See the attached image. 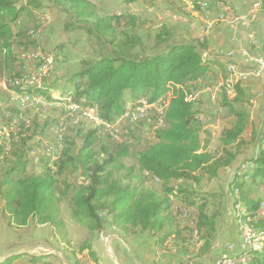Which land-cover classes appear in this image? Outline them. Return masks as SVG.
Here are the masks:
<instances>
[{
    "label": "trees",
    "instance_id": "trees-1",
    "mask_svg": "<svg viewBox=\"0 0 264 264\" xmlns=\"http://www.w3.org/2000/svg\"><path fill=\"white\" fill-rule=\"evenodd\" d=\"M54 2L70 13L76 23L71 25L72 28H83L89 36L110 46L109 51L100 53L96 59L82 60L78 71L67 80V90L71 91L67 98L71 104L79 108L94 107L100 121L112 124L123 114L127 102L146 99L153 104L165 96H169V102L163 113V125L148 124L155 141L145 149L133 152L130 145L113 138L102 126L85 128L79 124L76 125L81 126L77 127L79 133L86 132L82 146L76 150L74 139H67L62 134L54 147L57 155L52 166H46L48 161L43 163L42 159L39 166L44 167L34 174L27 173L28 154L34 149L27 143L34 136H25L29 127L24 129L23 124V131L21 128L15 139L18 146L9 152L7 167L0 170V200L8 215V225L21 228L33 222L46 225L60 235L64 227L60 205L69 198L71 220L84 226L90 236L100 231L106 218H110L109 225L124 233L147 232L158 247H163L172 237L175 248L184 257L187 254L199 257L212 251L217 213L208 214L206 201L193 193L181 188L175 192L173 183L198 182V177L205 175L214 179L220 170L234 162L248 124V112L242 106L245 95L241 82L237 78L233 81L234 97L230 99L225 91L229 72L224 69L219 106L227 109L235 122L222 131L219 143L223 154L215 156L206 150L205 143L202 144L200 135L204 119L194 108V98H190L198 91V81L205 78L212 67H223L218 60L203 55L207 51L205 38L173 43L167 26H162L154 36L152 52L146 54L142 40L136 34L138 18L135 15L100 16L88 0ZM195 2L198 3L195 11L200 15L203 14L201 5H206L213 15L225 6L221 0ZM18 3L19 0H0V68L20 66L28 59V51H32L31 47L28 49L29 45L36 48L33 36L28 33L16 35L13 26L22 14L31 17V13L40 10V4L37 0H27L22 6ZM16 37L27 41L18 51L20 44ZM37 59V66L46 64L45 60ZM10 78L6 86L16 96L65 102V99L52 98L50 92L57 88L46 84L44 78L43 83L33 86L19 74ZM73 115L68 116L74 118ZM81 121L85 123V120ZM152 121L156 123L157 117L153 116ZM143 126L144 123L136 125L138 128ZM136 127L126 128L127 135ZM59 145L60 148L55 149ZM109 145H113L110 151L105 148ZM9 153L0 146V158L5 159ZM126 158L134 161L129 167L120 163ZM244 163H249L251 169L244 174H238L237 170L229 187L232 206L240 204V219L256 238L264 237V216H257L258 209L264 205V149L256 146L252 157ZM114 166L118 170L126 169L127 184L114 178L110 169ZM68 169L70 174L81 172L87 184L72 185L62 181V188H59L58 177ZM147 178L159 183L161 191L141 190L139 185ZM176 199L185 210H194L192 225L180 228L178 217L172 213ZM261 246L242 250L237 258L250 257L251 264H264V242ZM79 250L86 251L97 264L91 238L86 239ZM0 264L51 263L46 257L28 256L22 252L11 254Z\"/></svg>",
    "mask_w": 264,
    "mask_h": 264
},
{
    "label": "rangeland",
    "instance_id": "rangeland-1",
    "mask_svg": "<svg viewBox=\"0 0 264 264\" xmlns=\"http://www.w3.org/2000/svg\"><path fill=\"white\" fill-rule=\"evenodd\" d=\"M88 1L91 4H94L97 14L100 16L135 15L138 18L136 34L141 38L143 49L146 54L152 52V47L155 42L154 36L162 26H167L169 32L172 34L171 41L176 43L184 40L183 36L187 35H190V37H188L189 40H193V37L194 39H202L205 37L204 31L206 30V27L209 25V27H211L212 25L215 28L217 24H220L216 22V19H209L206 23L205 18L195 11V5L198 4L195 1L201 0ZM241 1H244L245 3L250 2V4H260L262 1L261 9L264 10V0ZM25 2H27V0H19L18 6L24 5ZM37 3L40 4V10L31 13V17L22 14L18 23L13 26V32L16 35H25L28 33L30 36H33V38L36 39V48L29 45L28 49L31 47L30 49H32V51H28V59L22 62L20 66L15 65L13 68H6L3 66L0 68V146L2 149H5V151H8V153L12 152V150L18 146V144L15 143V139H17V133L21 128V131H23V124L24 129L25 126L29 127L28 133L21 132L24 133L25 136H34L33 140L28 141L27 143L28 146L34 148L33 152L28 154V174L39 172L43 166H39V164L42 162L44 163L45 161H48L46 166H52L57 155V152H54V147L56 142H58V135L61 132L66 135L67 139H74L76 150L82 146L86 132L79 133L77 127L81 128V126L76 127V125L83 124L85 128H90L93 125L86 120L84 121L85 123H83L81 121L82 119H79L74 115V118L68 116L72 115V113L67 108H64L70 104V99L67 98V96H71V91L67 90V80L78 71L82 60L96 59L100 53L110 50L108 44L105 45V43H101L102 41L99 42L93 36H89L83 28H72L71 25L76 24L72 16L65 9L54 5V0H37ZM252 11L255 10L252 9ZM260 17L262 25L264 24V13H262ZM237 18L241 21L237 27L246 24L243 16H238ZM226 26L231 28L228 25ZM234 28L235 27L232 29ZM189 30L191 32H189ZM16 39V42L20 44L17 49L18 51L24 48L23 44L26 40L19 37H16ZM249 40L251 46L256 48L257 51H262L260 49H264V44L261 43L262 41L264 42V37L260 38L258 36L255 37L254 35L250 37ZM234 41L235 38H233V42ZM253 55L255 56L254 59L252 58L254 61L261 56L262 53L259 52L258 55L254 53ZM37 58L45 60L46 64L42 67L37 66ZM253 61L252 64H254ZM249 64H251V62ZM45 66H47L46 71ZM240 67L243 68V71H247L243 65ZM13 74H19L22 77H25L27 83L31 86L43 83L44 78L46 84H50L57 88L50 92L52 98L54 100L65 99V102L53 103L45 102L43 99H36L34 97L16 96V94L10 91L8 86H6L7 80L11 79L10 77ZM248 79L249 78H246V81ZM259 79H263L264 81V76L261 78L259 77ZM31 80L38 81V83L30 82ZM242 81L244 82V85L246 81L240 79L241 83ZM220 86L221 85H217L215 91H220ZM211 90L212 89H210L209 94L211 93V96L215 97V92H212ZM233 97L229 96L230 99ZM257 99L258 97L254 99L252 97H245L244 101H242V106L248 112L250 119L246 131L243 134V140L245 141H243L236 150L238 156L234 162L228 168L222 169L214 179L205 175L198 177V182H189L183 185H180L177 182L173 183V185L176 186L174 188L175 192L181 188L193 193L196 197L205 200L208 206V214L217 213L218 221L220 218L223 221L221 222L219 229H225L227 232L228 227L231 226V233H228L230 240L228 239L223 242V235H219L221 230L218 229L219 231H216L213 243L214 250L210 251L211 253L208 252L199 257H196L193 254H187V256L184 257L185 264H212V261H215V259L221 254H219V251H225L230 243L233 242L232 244L237 245L238 247L240 242L238 222L245 224V221L240 219L241 216L236 215L235 209H232V199L229 193V187L237 174L238 166L249 161L256 146L264 148V105L262 103V105H259L260 103L257 102ZM215 100H212V102ZM255 103L261 107L260 110L256 107L260 112L254 110ZM215 107L216 109L218 108V106ZM216 115H218V118L220 117V120H227V122L231 121V119H229L228 111L224 114L218 113ZM217 120L212 121V127H208L210 121H207V132L203 135L205 137L202 139L200 135V138L202 142H205V146H207L208 143H211V138H214L215 141L212 142L210 146L213 148L211 150L214 151L215 154H223V151L220 150L221 148L216 141L217 132H220L221 130L220 126L218 127L220 124ZM215 123L217 124L214 126ZM130 126L136 127L127 124L125 125V128H129ZM213 132L215 133V137H212L211 135ZM130 135L125 137V134L120 131L114 133V136L121 137L122 141L127 145H130L133 148V152L143 150L155 141L152 129H149L145 124L142 128H134ZM105 148L110 151L113 148V145L106 146ZM46 149L51 150L50 153H48ZM95 150H98V147H95ZM46 158L48 160H45ZM8 159H10V153L9 155H6L5 159L0 158L1 172L7 167ZM42 159L44 161H42ZM120 163L129 167L134 161L131 158H126L120 161ZM110 169L112 170L114 178L120 180L121 184L125 185L129 182L126 169L118 170L115 166L110 167ZM58 178L59 182L57 186L59 188H62V181H66L72 185L86 183L81 172L78 171L70 174L69 169L65 174ZM139 187L141 190L150 189L155 192L161 191L160 184L149 178L143 180ZM183 195L184 198L185 194ZM179 198H181V196ZM184 208L185 206H183L178 199L174 200L172 213L178 217L180 228L189 226L188 224H190L191 218L195 215L193 214L195 213L194 210L190 208L192 211L183 217ZM227 214L228 216H226ZM60 217L64 223L62 229L63 233L60 235L46 225H36L33 222H30L26 227L18 228L14 225H8V215L3 211V202L0 200V262L11 254L24 252L28 256L46 257L47 260H50L51 264H95L86 251L80 252L79 250L80 245L84 243L86 239L91 238L92 243L95 233L90 236L84 226L78 225L71 220L69 198L64 199L60 205ZM226 218L227 222L224 221ZM109 221L110 218H106V221L104 222L105 227L107 224L109 225ZM101 231L102 229L98 231L96 235ZM114 232L124 238L128 235L118 227L114 228ZM138 234H140L139 231H132V233H130L132 238H135ZM142 234L143 233L140 235ZM100 237L103 238V242H106V244L108 243L105 235ZM171 240V247L175 248L173 243L174 239L172 237L170 238V241ZM217 244H219V246H217ZM97 250V255L104 264H114L113 260L108 257L106 250L99 244L97 245ZM94 256L96 258L95 253ZM232 258L236 259L233 256Z\"/></svg>",
    "mask_w": 264,
    "mask_h": 264
},
{
    "label": "crops",
    "instance_id": "crops-1",
    "mask_svg": "<svg viewBox=\"0 0 264 264\" xmlns=\"http://www.w3.org/2000/svg\"><path fill=\"white\" fill-rule=\"evenodd\" d=\"M221 2H223L225 6L230 8L231 11L235 15L241 16V17L243 16L244 17L243 19H245L246 24L242 25L241 27L236 26L234 29L228 28L226 24L224 23L217 24L215 28L212 25L211 27H209L210 25L206 27V30L204 31L205 32L204 38L207 44V51L204 52V55L218 60L219 64L223 66L222 67L223 69L220 68L219 66L212 67L209 73L205 76V78L198 81L197 83L199 86L198 91H195L194 96L190 97L191 100L194 98V108L195 110L201 113L204 119L202 123V133H201L202 139H204L205 137L203 136L204 133L207 132V128H206V126H208L207 121H210V124L208 127H212V121L218 119L217 121L220 124L218 125V127L220 126L221 130L220 132H217L216 141L219 144V146H220L219 138H220L222 131L225 130L226 128H230L232 124L235 122V118L230 113H229V119H231V121H228V122L227 120H223V119L220 120V117L218 118L217 117L218 115H216L218 113L224 114L225 112L228 111L227 109L221 108L219 106V103L221 102V99H222L221 88H220V91L218 90L215 91V88H217V85H221L223 81L224 69L227 71V66L229 65V62H230V63H235L237 65L238 71L244 72L243 68L240 66L243 65L246 70H249L253 65L252 58L254 59L255 57L253 55L254 53L258 55L260 52L262 53L261 57L264 58V49H260L262 51H257L256 48L251 46L250 40H249L250 37L254 35L255 37L258 36L260 38L264 37V24H262L263 25L262 27L261 21H260V18H261L260 16L263 10L260 9L257 12L252 11V8H251L252 5L250 4V2L245 3L244 1H241V0H221ZM189 32L191 31L189 30ZM188 37H190V35L183 36V38L186 40H189ZM233 38H235L234 42H233ZM192 39H194V37ZM261 43L264 44L263 41ZM242 52H245L246 54L243 55ZM249 61L251 62V64H249L250 63ZM248 78L249 79L247 81L245 79L246 82L244 85H243L244 83L243 81L241 83L242 88L244 90L245 97L247 98L252 97L253 99L258 97L257 102L260 103L259 105H262V104L264 105V81L263 79H259L255 77H248ZM210 89H212L211 90L212 92H215V97L211 96V93L209 94ZM226 94L231 97L234 96V95H229L227 91H226ZM212 100H215V101L212 102ZM255 102H256V99H255ZM259 105L257 104L254 105V110H257V109L260 110L261 107ZM215 106H218V108L216 109ZM249 119L250 117L248 115V124H249ZM216 124L217 123H215L214 126ZM211 135L212 137H215L214 132ZM243 139L244 138L242 135V140ZM214 141H215L214 138H211V143ZM203 143L205 142H202V144ZM211 143L207 144L206 150L211 152L212 154H215L214 151L211 150L213 149L210 147ZM220 148H221L220 150L222 151L221 146ZM220 154L221 153L215 154V156H220ZM178 183L180 185L182 184L180 182ZM232 209H234L233 206H232ZM226 216H228V214ZM193 218L194 217L191 218L190 224H188L189 226L192 225ZM224 221L227 222V218ZM221 222H223L222 219L220 218V220L218 221V217H217L216 231L220 228L219 226ZM240 224L241 223L238 222L239 230H240ZM230 229H231V226L228 227L227 232L225 231V229L224 230L219 229L221 230V232H219V235H223V238H224L222 239L223 242L228 239L230 240L229 235H228V233L230 232ZM141 233L143 234L140 235ZM96 234L97 232L95 233L93 237L91 247L96 255L97 264L103 263V261L97 255L98 253L97 245L98 244L106 250L108 257L111 260H113L114 264H185L184 256L180 254L177 248L175 249L171 247L172 240L170 241V239L165 243L163 247H158L155 243V240L147 232H140V234L136 235L135 238H132L131 237L132 235L130 234H128L126 238H124L123 236L122 238L120 235L114 232V227H110L108 224L106 225V227L103 224L102 231L99 232L98 235ZM102 235L106 236L105 238H107L106 240H108L107 244L106 242H103V238L100 237ZM217 246H219V244H217ZM213 250H214V246H212V251ZM222 252L223 250L219 251V254ZM240 252L241 251H239V253ZM48 261L50 262L49 259ZM213 262L214 261H212V264ZM90 264H93V263H90ZM189 264H193V263H189ZM196 264H202V263H196Z\"/></svg>",
    "mask_w": 264,
    "mask_h": 264
},
{
    "label": "built area",
    "instance_id": "built-area-1",
    "mask_svg": "<svg viewBox=\"0 0 264 264\" xmlns=\"http://www.w3.org/2000/svg\"><path fill=\"white\" fill-rule=\"evenodd\" d=\"M251 8L255 11H259L261 9V3H253ZM200 10L203 11L202 16L205 18L206 23L207 20L209 19H216V22L218 23H225L226 25L230 26L231 28L236 27L239 22V19L237 18L235 14L232 13L229 8H223V11H218L216 15H213L211 12H206V5H201ZM264 13V10L263 12ZM254 43V42H253ZM243 55L246 54L245 52H242ZM252 67L244 72H240L237 69V65L235 63H230L231 68H232V75H235L238 82H240V79H246L248 77H255V78H261L264 76V58L259 56L253 61ZM30 82H36L35 80H31ZM29 84V83H28ZM167 95H171L168 93ZM164 103V99H159L156 104H149V103H141L137 107H129V102L125 104L124 107V114L121 115L114 123L112 124H106L99 119L95 117L93 114V107H85V108H79V106L74 105V104H68L67 108L71 113L75 115V117L82 119V120H88V122L93 125V126H102L104 130L108 133H110L111 136H114L115 132H123V134L127 135L128 131L125 128V125H138L144 123L145 125L148 126V124H154V127H158L159 120L163 119V113L162 111V104ZM143 109H150L151 110V118H144L143 117ZM155 116L157 117V122L152 121V117ZM153 127V128H154ZM62 132L58 135V139H61ZM116 140H120L121 137L114 136ZM48 149V148H47ZM46 149V150H47ZM239 166H242V170L245 169L247 163H242ZM191 211H185L184 208V213L183 217L186 216ZM259 214V213H257ZM240 233V242L237 245H234L230 243L226 250L223 251L213 263L215 262H221V258L224 256H235L236 257V264H248V261H237V254L241 249L244 248V237L247 235V232L239 230ZM260 237L259 235L258 240H257V247L259 248V242H260Z\"/></svg>",
    "mask_w": 264,
    "mask_h": 264
},
{
    "label": "bare ground",
    "instance_id": "bare-ground-1",
    "mask_svg": "<svg viewBox=\"0 0 264 264\" xmlns=\"http://www.w3.org/2000/svg\"><path fill=\"white\" fill-rule=\"evenodd\" d=\"M223 8H228V7L227 6L226 7L222 6L219 9V11H223ZM206 12H210V11H208L207 6H206ZM207 21H209V20H207ZM227 71L229 72V77H228V79L226 81V84H225V90L227 91V93L229 95H233V92H232L233 81L235 80L236 76L232 75V68H231L230 62H229V65L227 66ZM36 83H38V81H36ZM165 97L161 98V99H164V103L162 104V111L165 110V108L167 107L168 102H169V96H165ZM143 102L144 103H148L146 101V99H139V100H137L135 102H129V107H137L139 104H141ZM156 103L154 102L153 104H156ZM93 114L95 115V117L97 119H99L98 116H97L96 108H94V107H93ZM123 114H124V112H123ZM143 117L144 118L151 117V110L150 109H143ZM163 120L164 119L159 120V124H158L159 126L163 125ZM86 121H88V120H86ZM59 141L60 140L58 139L57 144L59 143ZM58 148H60V145L57 148H55V149H58ZM47 151H48V153H50L51 150H47ZM55 151H57V150H55ZM247 165H250V164L247 163ZM249 169H251V166H246L244 170H242V166H238V169H237L238 172H239L238 174H244ZM234 209H235V212H236L237 216H242L241 213H240V211H241L240 204H237L236 206H234ZM257 213H259V214H257V216H264V205L260 206V208L258 209ZM240 230L247 232V235L244 237V248L245 249H249V248L258 249V248H256L257 247L258 238L255 237V235L251 232V230L245 224H240ZM262 242H264V237L260 238L259 247L261 246ZM245 249H241V251L245 250ZM237 261H248V264H251L250 257L241 256V257L237 258ZM213 264H236V259H233L232 256H224V257L221 258V262H215Z\"/></svg>",
    "mask_w": 264,
    "mask_h": 264
}]
</instances>
